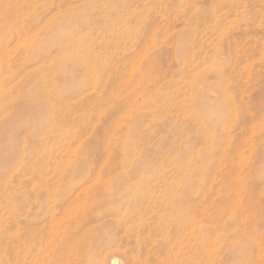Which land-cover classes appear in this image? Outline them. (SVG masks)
Returning <instances> with one entry per match:
<instances>
[{
    "label": "rangeland",
    "instance_id": "374dc122",
    "mask_svg": "<svg viewBox=\"0 0 264 264\" xmlns=\"http://www.w3.org/2000/svg\"><path fill=\"white\" fill-rule=\"evenodd\" d=\"M112 242L264 264V0H0V264Z\"/></svg>",
    "mask_w": 264,
    "mask_h": 264
},
{
    "label": "bare ground",
    "instance_id": "6f19581e",
    "mask_svg": "<svg viewBox=\"0 0 264 264\" xmlns=\"http://www.w3.org/2000/svg\"><path fill=\"white\" fill-rule=\"evenodd\" d=\"M90 215V214H89ZM91 218V217H90ZM89 217H88V214H83L82 215V221H84L85 223L89 222L88 221ZM65 233V232H64ZM64 237V236H63ZM70 237V235H69ZM62 239V238H61ZM68 239V238H67ZM50 240V239H49ZM66 240V239H65ZM70 240V238H69ZM67 241V240H66ZM117 243H119V240L117 239ZM62 242V241H61ZM116 242V241H115ZM115 242H112L111 244H109L102 252H96V253H93L91 255H89L87 258H86V264H107V259H109V256H110V253L112 252L113 249H117L121 246V244L117 245V246H114ZM47 244V243H46ZM50 247V246H49ZM110 248V249H109ZM113 248V249H112ZM47 249V248H46ZM57 253V251H55ZM55 253V254H56ZM60 253V252H59ZM61 255V254H60ZM62 256V255H61ZM58 257V259L60 260V257ZM135 257V256H134ZM138 256H136L137 258ZM135 258V260H136ZM139 258V257H138ZM57 259V257H56ZM135 260H132L131 264H140L139 262L135 261ZM110 261V260H109ZM116 262V260L113 258L110 262V264H114Z\"/></svg>",
    "mask_w": 264,
    "mask_h": 264
}]
</instances>
